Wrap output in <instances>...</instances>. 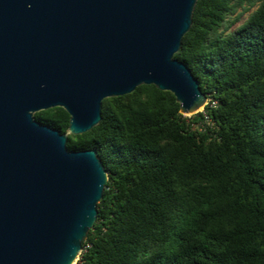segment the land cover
Masks as SVG:
<instances>
[{
    "label": "trees",
    "instance_id": "16d2710c",
    "mask_svg": "<svg viewBox=\"0 0 264 264\" xmlns=\"http://www.w3.org/2000/svg\"><path fill=\"white\" fill-rule=\"evenodd\" d=\"M174 58L217 101L213 126L154 85L102 100L99 123L67 137L108 172L77 264H264V0H197ZM34 117L69 125L62 107Z\"/></svg>",
    "mask_w": 264,
    "mask_h": 264
},
{
    "label": "water",
    "instance_id": "95a60500",
    "mask_svg": "<svg viewBox=\"0 0 264 264\" xmlns=\"http://www.w3.org/2000/svg\"><path fill=\"white\" fill-rule=\"evenodd\" d=\"M197 0H0V264H74L108 172L67 137L101 120L102 100L154 85L182 115L207 102L174 58ZM62 107L66 132L34 113Z\"/></svg>",
    "mask_w": 264,
    "mask_h": 264
},
{
    "label": "built area",
    "instance_id": "2783aa9c",
    "mask_svg": "<svg viewBox=\"0 0 264 264\" xmlns=\"http://www.w3.org/2000/svg\"><path fill=\"white\" fill-rule=\"evenodd\" d=\"M217 105V101L214 100L211 96L207 95V102L205 104V106H210V107H215ZM205 106L199 111L202 114L203 117V121L202 123H194L193 126L195 128H198L199 130L203 129V125L206 124L210 127L213 126V123L211 122V119L209 118L207 109L205 108ZM191 116V115H190Z\"/></svg>",
    "mask_w": 264,
    "mask_h": 264
},
{
    "label": "rangeland",
    "instance_id": "374dc122",
    "mask_svg": "<svg viewBox=\"0 0 264 264\" xmlns=\"http://www.w3.org/2000/svg\"><path fill=\"white\" fill-rule=\"evenodd\" d=\"M245 18H246V15L241 16L240 20H239L238 22H236V23L231 27V30L234 29L235 27H237L239 24H241L242 21H243ZM188 116H190V115H188ZM77 262H78V259L75 261L74 264H77Z\"/></svg>",
    "mask_w": 264,
    "mask_h": 264
}]
</instances>
